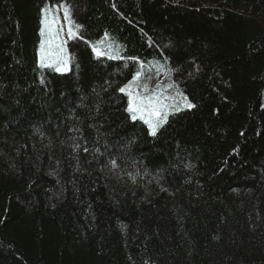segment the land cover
<instances>
[{
	"label": "trees",
	"instance_id": "16d2710c",
	"mask_svg": "<svg viewBox=\"0 0 264 264\" xmlns=\"http://www.w3.org/2000/svg\"><path fill=\"white\" fill-rule=\"evenodd\" d=\"M0 264H264V0H0Z\"/></svg>",
	"mask_w": 264,
	"mask_h": 264
},
{
	"label": "rangeland",
	"instance_id": "374dc122",
	"mask_svg": "<svg viewBox=\"0 0 264 264\" xmlns=\"http://www.w3.org/2000/svg\"><path fill=\"white\" fill-rule=\"evenodd\" d=\"M65 8L64 4L47 5L43 8L41 41L37 51V60L40 65L61 67L64 70L69 66L68 42L73 35L77 34V31L68 11V15H65ZM134 114L143 117L152 128L153 122L146 109Z\"/></svg>",
	"mask_w": 264,
	"mask_h": 264
},
{
	"label": "snow or ice",
	"instance_id": "6c2138e0",
	"mask_svg": "<svg viewBox=\"0 0 264 264\" xmlns=\"http://www.w3.org/2000/svg\"><path fill=\"white\" fill-rule=\"evenodd\" d=\"M65 15L67 16V8H65ZM98 55L100 53H97ZM64 69L61 67H57L56 71H63ZM121 91H124V89H121ZM131 96L132 94L129 93ZM188 107H192L191 104L187 105ZM145 108H148L150 111V114L159 115L160 114V107H159V100L155 97H143V98H137L133 97L132 100H130V110L134 112H143ZM164 119H166V115L164 116ZM151 123V122H150ZM152 126V134H156L157 124H151ZM87 149H85L86 151ZM113 165L115 166L116 162L112 161Z\"/></svg>",
	"mask_w": 264,
	"mask_h": 264
},
{
	"label": "bare ground",
	"instance_id": "6f19581e",
	"mask_svg": "<svg viewBox=\"0 0 264 264\" xmlns=\"http://www.w3.org/2000/svg\"><path fill=\"white\" fill-rule=\"evenodd\" d=\"M40 75H42V77H39V76H38L39 79H41L42 81H44V80H45V79H44V74H43V73H40ZM39 79H38V80H39ZM41 80H39V82H41Z\"/></svg>",
	"mask_w": 264,
	"mask_h": 264
}]
</instances>
